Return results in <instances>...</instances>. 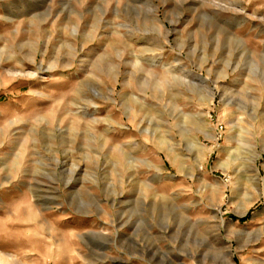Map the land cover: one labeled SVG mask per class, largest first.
Instances as JSON below:
<instances>
[{
    "label": "rangeland",
    "instance_id": "1",
    "mask_svg": "<svg viewBox=\"0 0 264 264\" xmlns=\"http://www.w3.org/2000/svg\"><path fill=\"white\" fill-rule=\"evenodd\" d=\"M0 264H264V0H0Z\"/></svg>",
    "mask_w": 264,
    "mask_h": 264
},
{
    "label": "built area",
    "instance_id": "2",
    "mask_svg": "<svg viewBox=\"0 0 264 264\" xmlns=\"http://www.w3.org/2000/svg\"><path fill=\"white\" fill-rule=\"evenodd\" d=\"M217 130H218V135L221 137L222 131H223V124L222 123L218 124Z\"/></svg>",
    "mask_w": 264,
    "mask_h": 264
}]
</instances>
